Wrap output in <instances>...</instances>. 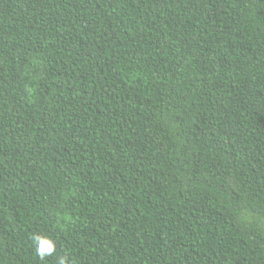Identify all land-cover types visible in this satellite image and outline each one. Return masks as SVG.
I'll return each mask as SVG.
<instances>
[{"label": "trees", "instance_id": "obj_1", "mask_svg": "<svg viewBox=\"0 0 264 264\" xmlns=\"http://www.w3.org/2000/svg\"><path fill=\"white\" fill-rule=\"evenodd\" d=\"M61 255L264 264V0H0V264Z\"/></svg>", "mask_w": 264, "mask_h": 264}, {"label": "clouds", "instance_id": "obj_2", "mask_svg": "<svg viewBox=\"0 0 264 264\" xmlns=\"http://www.w3.org/2000/svg\"><path fill=\"white\" fill-rule=\"evenodd\" d=\"M31 241L34 253L41 262L53 256L57 251V243L50 235L34 234L31 237ZM56 264H71V261L68 256L61 255L57 257Z\"/></svg>", "mask_w": 264, "mask_h": 264}]
</instances>
